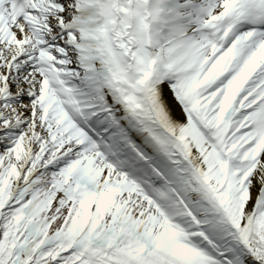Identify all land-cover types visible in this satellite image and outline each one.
Here are the masks:
<instances>
[{"label":"snow or ice","instance_id":"6c2138e0","mask_svg":"<svg viewBox=\"0 0 264 264\" xmlns=\"http://www.w3.org/2000/svg\"><path fill=\"white\" fill-rule=\"evenodd\" d=\"M0 264H264V0H0Z\"/></svg>","mask_w":264,"mask_h":264}]
</instances>
